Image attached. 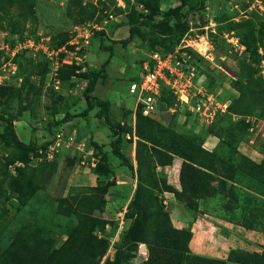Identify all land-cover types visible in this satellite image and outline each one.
Listing matches in <instances>:
<instances>
[{
  "label": "rangeland",
  "instance_id": "1",
  "mask_svg": "<svg viewBox=\"0 0 264 264\" xmlns=\"http://www.w3.org/2000/svg\"><path fill=\"white\" fill-rule=\"evenodd\" d=\"M155 49L185 55L228 112L200 124L171 92L155 121L132 116L129 82ZM86 95L106 128L103 146L80 130ZM72 117L77 126L64 124ZM169 131L196 164L175 202L207 221L200 231L217 248L199 256L183 236L182 264L264 259V0H0V264H144L155 253L165 263L162 233L177 228L151 156L168 160L153 147H166ZM118 165L153 188L139 191L147 206L137 208L136 186L116 190ZM190 221L177 230L192 237Z\"/></svg>",
  "mask_w": 264,
  "mask_h": 264
},
{
  "label": "built area",
  "instance_id": "2",
  "mask_svg": "<svg viewBox=\"0 0 264 264\" xmlns=\"http://www.w3.org/2000/svg\"><path fill=\"white\" fill-rule=\"evenodd\" d=\"M88 36L83 35L86 44ZM136 78L137 81L130 80L128 94L135 98V110L144 117H154L162 87L173 93L176 108L187 112L200 124L211 125L217 115L226 111V103L221 102L215 92H208L205 78L198 75L186 56L177 51L152 50ZM55 150L56 146H49L47 157L50 158Z\"/></svg>",
  "mask_w": 264,
  "mask_h": 264
},
{
  "label": "crops",
  "instance_id": "3",
  "mask_svg": "<svg viewBox=\"0 0 264 264\" xmlns=\"http://www.w3.org/2000/svg\"><path fill=\"white\" fill-rule=\"evenodd\" d=\"M99 89V87H98ZM97 92V91H96ZM95 94V93H94ZM95 97L98 95H94ZM128 109L131 111V115L134 116L135 113V98L133 96L128 95ZM86 106V103H85ZM94 112V110H91ZM183 111V110H182ZM92 112L89 111L88 118L84 119H79V124L81 126L80 130H85L87 132L88 136H90L92 142L98 146H103L107 142V136H106V128L102 125V122L98 120L95 116V114H91ZM182 124L187 125V117L181 115ZM78 118V117H76ZM76 118H70V120L65 121L64 124L67 125H76L77 121L75 120ZM194 118V117H193ZM77 126V125H76ZM77 128V127H76ZM79 129V127H78ZM196 129V128H195ZM78 131V130H77ZM79 132V131H78ZM127 138V137H126ZM58 141V140H57ZM206 143V142H205ZM209 148H215L216 143L212 140L208 141ZM135 145V143H133ZM122 146V152H124V156L128 159L129 164H132V162L129 160L130 157L126 153L127 147L125 145ZM214 146V147H213ZM135 146H133V151H134ZM125 150V151H124ZM128 152V151H127ZM131 152V148L129 149V153ZM127 154V156H126ZM134 160V159H133ZM181 166V160L177 157H174L169 165L165 166H160L158 165L156 167V172L164 173L165 178H166V184L173 188L174 190H179V170ZM134 167H136V162H134ZM117 173V183L115 185L116 190H122V193L126 190V188H135L136 186V177L133 180L131 175H128L124 169V166H119L118 168L115 169ZM159 176V175H158ZM134 177V176H133ZM125 189V190H124ZM124 190V191H123ZM160 196H163V198L167 199V204H168V211L169 215L172 220V224L175 228L181 229L185 227H189V221L191 222L190 228L192 231V237L189 243V247L191 248H197L196 254L198 253L199 256H210L206 255L207 253L213 252L214 250L217 251V248H213L211 250L209 246V242L207 241L208 234L206 232L200 231V229L208 225L207 221H203V218H201L200 215H198L195 219H191V215L188 213L187 210L183 207V205L178 204L175 202V199L173 197L172 193L162 191ZM117 197V196H116ZM167 197V198H166ZM116 204V202H114ZM205 228V227H204Z\"/></svg>",
  "mask_w": 264,
  "mask_h": 264
},
{
  "label": "trees",
  "instance_id": "4",
  "mask_svg": "<svg viewBox=\"0 0 264 264\" xmlns=\"http://www.w3.org/2000/svg\"><path fill=\"white\" fill-rule=\"evenodd\" d=\"M133 37V34L132 32L130 31L129 33V36L127 39L123 40V41H120L122 44H126L129 40H131ZM164 53H169L167 51H163ZM131 80L133 81H137V78L136 77H133ZM95 81L96 80H93L91 83H90V87L87 89V92H91L93 90V87L95 85ZM206 85V88L208 90V92H212L213 90L210 88H208L207 84ZM172 94L171 91L165 87H162L161 89V95H160V99H159V102H158V109L162 110V106H164V104L166 103L165 99L168 95ZM172 99H173V103L172 105L175 104V96L173 95L172 96ZM94 98H91L89 97V95H86L85 96V101H86V111L89 112L91 111L95 105H94ZM98 104V103H96ZM171 104V103H169ZM167 105L165 104V107ZM228 108H229V105L227 106L226 108V111L224 113H227L228 112ZM162 112V111H161ZM164 112V110H163ZM136 113H137V116H138V121L140 122V120L142 119H147V120H151V121H155V118L154 117H144L140 114L139 110L136 109ZM222 114H219L216 116L215 120L219 118V116H221ZM169 144L166 145V147H162V149L160 148H157V147H153L155 148V150H159L158 152L156 151L155 155H158L160 154L159 152H162L164 154H166V158L168 159L166 162H162V160H157L156 157L153 156L152 152V156H151V159H152V164L156 167L158 165L160 166H165V165H169L172 158L174 156L178 157L179 159L181 158L183 161L181 162V166H180V170H179V182H180V186L184 185L185 183V176H191L195 173V169L194 167L192 166V164L194 163H191L192 161L187 159L185 156H181V155H184L186 154L185 152L183 151H180L178 149H175V145H177L178 141L182 140V142H184L185 139H183L182 137L179 136L178 133H175L174 131H169ZM165 139V137H163ZM171 138V139H170ZM139 139V138H138ZM142 140V139H140ZM172 143V144H171ZM181 149V148H180ZM182 150H185V149H182ZM192 150L194 151V153H197V154H206L203 150H198V148L196 149V147L193 146ZM137 144H136V147H135V155L137 157ZM181 154V155H178V154ZM114 155L115 156H118L119 159H121V156L119 157V155L117 153L114 152ZM159 156V155H158ZM136 161H138L137 163H139V160L136 159ZM196 165V164H194ZM131 175V174H130ZM168 187V186H167ZM153 188H151L150 186H144L142 184H138L136 186V189H135V192H134V195H137V197L134 198V202H138V205H137V208L138 209H141L147 205H143V203L141 202V205H139V201L141 199H139V196L141 195L139 193V191H143V193H150V191L152 190ZM161 192L162 191H165V192H169V193H172L173 195L177 196L179 195L178 192L174 189H172L171 187H168L167 189H162L160 188ZM170 233L172 235H165L164 236V232L162 233V237H163V240L165 243H167L170 247H169V250L171 251V253L167 256V259H166V262H162L160 259H159V254L158 253H155V257L154 256H149L148 259L146 260V262H144V264H182V260L184 259V253H186V249H185V243H183V240H182V237H186L187 241H190V238H191V233H188L186 231H182V230H177V229H174L173 227H171L170 229ZM178 250L179 252L181 251V253H176L174 251ZM34 262L33 263H28L26 259H22L19 261V263H16V264H48L50 261H43L41 259H37L35 258L33 260ZM4 262L6 264H15V263H11L10 261H6L4 260ZM236 263L238 264H264V259H261L259 255H257L256 253H254L253 255H250V256H239L237 257Z\"/></svg>",
  "mask_w": 264,
  "mask_h": 264
},
{
  "label": "water",
  "instance_id": "5",
  "mask_svg": "<svg viewBox=\"0 0 264 264\" xmlns=\"http://www.w3.org/2000/svg\"><path fill=\"white\" fill-rule=\"evenodd\" d=\"M161 118L168 123L170 121L171 115L169 112H164L161 114Z\"/></svg>",
  "mask_w": 264,
  "mask_h": 264
}]
</instances>
